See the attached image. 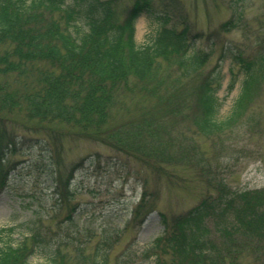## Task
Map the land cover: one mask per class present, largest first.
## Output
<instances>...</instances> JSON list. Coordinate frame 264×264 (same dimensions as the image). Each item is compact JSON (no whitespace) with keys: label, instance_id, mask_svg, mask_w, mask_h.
<instances>
[{"label":"trees","instance_id":"obj_1","mask_svg":"<svg viewBox=\"0 0 264 264\" xmlns=\"http://www.w3.org/2000/svg\"><path fill=\"white\" fill-rule=\"evenodd\" d=\"M161 2L132 0L118 8L117 0H0V191L9 174L5 156L16 148L8 123L35 120L39 127L67 126L105 139L118 151L160 169L175 155L169 141L158 140L162 123L145 112L126 122L131 127L118 124L114 118L121 103L127 106L134 97L131 105L139 107L141 95L162 87L166 102L191 101L186 113L172 105L170 114L189 116L205 136L221 133L238 121L264 75V42L256 43L253 52L231 53V63L239 69L237 75L230 69L227 87L232 91L241 74L240 93L230 114L218 120L220 70L202 71L211 54L195 47L203 33L193 30L174 0ZM142 15L150 18L153 28L146 42L138 44L136 22ZM234 27L236 21L230 18L217 30L228 32ZM162 62L174 66L175 75ZM185 83L191 84L190 90L176 99L173 91ZM182 152L188 154V149L183 147ZM189 161L191 166L200 162ZM71 172L56 189L57 200L67 209V221L75 210L69 204ZM198 174L206 185L199 201L170 217L160 213L163 232L152 244L157 264H241L242 260L264 264V187L238 189L219 173ZM147 196H141L136 214L152 210L146 205ZM5 230L0 228V234ZM25 231L15 243L0 236V264H28L36 252L48 254L43 264H69L70 256L61 250L65 244L73 248V264H87L85 242L77 237L69 242L49 240L43 217L31 216ZM91 263L103 264L104 258Z\"/></svg>","mask_w":264,"mask_h":264},{"label":"rangeland","instance_id":"obj_2","mask_svg":"<svg viewBox=\"0 0 264 264\" xmlns=\"http://www.w3.org/2000/svg\"><path fill=\"white\" fill-rule=\"evenodd\" d=\"M131 1L117 0V7ZM153 1L156 5L162 3ZM174 1L193 30L203 33L195 47L211 51L203 73L220 70L217 118L223 120L234 106L242 79L241 74L237 76L234 89L228 91L230 69L234 74L239 69L238 65H232L231 53L239 50L250 53L256 43L264 42V0ZM230 18L236 21V27L228 32L217 30L220 23ZM152 28L148 16L138 18L135 31L138 44L146 42ZM162 66L171 68L172 76L175 75L174 66L164 62ZM190 87V83L177 87L173 91L175 98L186 96ZM161 90L162 87L153 94L141 95L139 107L131 105L134 97L127 106L121 103L114 118L127 127L131 125L126 122L140 119L145 112L158 118V124L162 123L157 130L158 140L169 141L170 152L175 154L160 169L143 163L139 156L118 151L105 139L75 132L67 126L40 124L43 129L35 120L5 125L16 141V148L5 156L9 174L0 191V228H6L0 234L2 241L15 243L26 232V220L41 216L47 235L49 232L51 236L49 240L61 238L69 242L77 237L85 242L84 252L90 255L87 264H92V259L101 262L103 258V264H157L152 244L163 232L160 213L170 217L199 201L206 188L199 172L219 173L238 189L264 187V75L260 76L238 121L210 136L200 133L190 117L182 115L191 101L183 99L177 105L171 104L165 101ZM172 105L182 114L171 115ZM183 147L188 154L182 152ZM193 158L200 162L191 166L193 161L187 160ZM70 172L69 187L73 194L69 204L75 205V210L72 220L67 221L64 220L67 209L57 200L56 189ZM143 193L148 195L146 205L152 210L144 213L141 209L136 214ZM61 250L70 256L67 262L73 264V248L65 244ZM47 256L36 252L29 257L28 264H43ZM241 264L251 263L242 260Z\"/></svg>","mask_w":264,"mask_h":264}]
</instances>
